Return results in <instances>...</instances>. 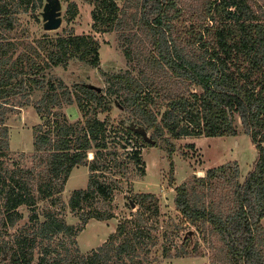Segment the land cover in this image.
<instances>
[{"label":"trees","instance_id":"16d2710c","mask_svg":"<svg viewBox=\"0 0 264 264\" xmlns=\"http://www.w3.org/2000/svg\"><path fill=\"white\" fill-rule=\"evenodd\" d=\"M91 1L93 30L112 31L124 11L120 2L126 0ZM262 1L204 0L201 16L184 22L183 8L176 0H139L137 23L150 49L138 77L129 71H102L100 44L90 34L44 37L38 41L40 48L32 47V53L14 58L16 45L3 42L0 32V239L3 231L22 217L20 206L30 208L32 221L16 230L13 243L0 242V253L9 251L12 264H159L160 257H169L170 242L163 233L159 237L153 232L148 222L156 213L151 192H135L130 203L137 206L136 212L121 220L108 240L87 256L79 255L75 237L90 218L113 217L107 204L120 179L134 171L145 174L142 147L157 146L162 140L173 170L171 139L234 136L239 120L256 150L243 179L233 160L179 184L170 180L169 185L182 219L197 228L207 225L219 236L226 263L264 264ZM67 12L70 19L76 15L74 2L69 3ZM12 15L9 1L0 0L1 31L13 28ZM125 55L131 58L130 51ZM71 59L98 68L105 88L86 82L69 88L62 81L45 79V68L67 66ZM35 89L43 90L34 104L42 120L33 127L39 169L9 168L6 120L13 108L28 101H16V97L27 98ZM71 103L82 115L73 123L57 112L63 104ZM114 107L127 114L112 126L109 113ZM101 113L106 117L100 118ZM78 165L87 167L88 181L85 188L73 190L66 203L80 219V224L74 225L67 223L55 206ZM106 172L115 176H105ZM220 191L224 193L218 194ZM38 201L49 204L40 213ZM180 229L181 225L176 227V231Z\"/></svg>","mask_w":264,"mask_h":264},{"label":"rangeland","instance_id":"374dc122","mask_svg":"<svg viewBox=\"0 0 264 264\" xmlns=\"http://www.w3.org/2000/svg\"><path fill=\"white\" fill-rule=\"evenodd\" d=\"M3 1H9V6L13 11L14 26L11 30L6 32L0 30V32L3 42L9 40L16 45L14 58L17 54L32 53V47L40 48L38 41L44 37L50 39L67 33L90 34L100 44V69L102 71L107 73L129 71L133 76L138 77L142 73L141 69L145 68L150 44L146 34L137 23L139 0L120 2L124 11L116 20L114 29L109 32L93 30L91 11L94 4L91 0H60L62 22L54 30L43 28L41 12L45 0L41 5L37 0L29 2L27 0ZM176 1L178 6L183 8L181 19L184 22H192L201 16L200 11L204 0ZM254 1L263 4L262 0ZM70 2L75 3L77 12L72 19L69 18L67 12ZM126 50L131 52V58L125 55ZM43 72L46 80L62 81L69 88L77 82L90 83L98 88L106 86L105 78L98 68L91 67L77 59H71L67 66L45 68ZM42 94L43 90L35 89L29 91L27 98L20 97V95L16 97V101H28L21 107L13 108L6 120L9 128V149L6 163L9 168L27 170L34 167L39 169L38 160L34 157L33 127L42 122L34 107ZM57 112L63 119L72 123L82 118L75 103L63 104L57 108ZM126 114L114 107L109 113L112 126ZM99 117L105 118L106 114L101 113ZM236 124L237 134L234 136H191L171 139L175 147L172 153L173 170L170 169L171 159L162 140H159L157 146L142 147L141 158L145 174L140 176L134 171L128 177L120 179L119 188L114 190L112 201L107 204V209L113 212V217L107 220L90 218L76 235L79 255L87 256L93 249L108 240L117 224L136 212L137 206L130 203V198L135 192L143 191L151 192L156 204V213L148 220L153 232L159 234V237H162L163 233V237L167 236L170 242V255L168 258L160 257L159 264H228L224 258L225 254L219 236L211 231L209 226L197 228L182 219L174 204L173 187H170L169 184L170 180L174 184L185 182L193 174L203 176L208 168L233 160L237 161L240 179H243L256 157V150L250 136L243 132L239 120ZM88 157H92L91 152L88 153ZM105 174L108 177L115 176L114 172ZM30 180L32 184V179ZM87 181V167L84 165L75 166L65 183L59 202L55 206L69 224H80V219L77 213L72 212L67 206L68 197L73 190L85 188ZM223 193L220 191L218 194ZM227 204L225 201L223 206L226 207ZM48 205L46 201H38L36 204L38 213ZM18 210L22 217L14 227L3 231L0 242L13 243L16 230L32 222L30 220L31 210L28 206L22 205ZM40 218H42L41 215ZM262 224L264 227V219ZM179 225H181V229L176 231V227ZM179 250L183 252V255L175 256L174 254ZM5 253H0V264H12L10 252Z\"/></svg>","mask_w":264,"mask_h":264},{"label":"water","instance_id":"95a60500","mask_svg":"<svg viewBox=\"0 0 264 264\" xmlns=\"http://www.w3.org/2000/svg\"><path fill=\"white\" fill-rule=\"evenodd\" d=\"M41 17L43 21V28L45 30L57 29L62 22L61 1L45 0Z\"/></svg>","mask_w":264,"mask_h":264}]
</instances>
